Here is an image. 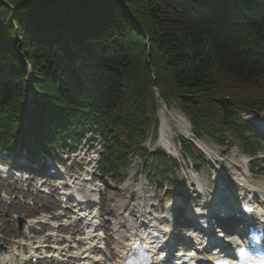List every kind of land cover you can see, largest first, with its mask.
I'll list each match as a JSON object with an SVG mask.
<instances>
[{"label": "trees", "instance_id": "obj_1", "mask_svg": "<svg viewBox=\"0 0 264 264\" xmlns=\"http://www.w3.org/2000/svg\"><path fill=\"white\" fill-rule=\"evenodd\" d=\"M152 88L195 138L219 145L229 138L256 157L261 143L242 115L264 108V0H0V150L7 155L17 147L52 155L64 137H81L79 144L88 133L100 142L101 175L122 179L139 155L150 183H170L177 163L143 147L156 128ZM179 143L194 167L204 163L188 141Z\"/></svg>", "mask_w": 264, "mask_h": 264}, {"label": "rangeland", "instance_id": "obj_2", "mask_svg": "<svg viewBox=\"0 0 264 264\" xmlns=\"http://www.w3.org/2000/svg\"><path fill=\"white\" fill-rule=\"evenodd\" d=\"M159 110V117L161 112L164 113L166 128L168 130L167 138L175 149L176 156L182 168V171L177 174V182L180 184V187L174 190L167 189L166 191L165 189L160 191L157 189L155 190L153 186L145 181L143 176L138 177V170L140 168V160L138 157L130 159L122 183L118 184L113 180H110L109 177H103L101 179L96 172L97 155L100 150L97 146V142L93 145V149H90L92 147L90 141L91 137L87 136L78 149V151L81 150V152L75 157H70L67 161L63 162V168H66L69 172L64 173V171H59L58 168L52 166L57 173L60 172L63 173V175L61 179L57 178L60 179L57 180L59 183L52 184V189L49 190L51 197L39 195L36 191H33L32 188L23 185V182L22 184L21 182L14 184L13 182L15 181V178L13 177H10L9 179H3L0 177V236L2 238L0 239V247L1 250L4 249L3 251L0 250V256L7 250L12 251L13 253L21 251L20 248H17L18 244L24 246L23 251H25L24 238H29L30 235L25 236V232H23L25 231L24 223L21 225V231L18 230V219L29 221L40 218L43 214H49V216L53 215L54 219L49 222L50 227H56L57 231H62L63 234H66L64 235V238L70 243L61 247V250L64 249L65 251L68 249L70 251V247H73V251H81L84 247L83 244L73 242V239L75 240L77 237L83 236V231H85L82 229L85 222L79 221L77 217L81 212L78 211L74 202L70 200L61 202L62 196H65L67 192L73 189L74 191L75 189H79L76 190V193L79 196L88 195L92 203L87 210L86 215L90 214L93 217L92 221L97 219L96 223L99 219L98 214L101 215L102 221H100V224L104 229V232H107H105L104 235L105 237L107 235L108 238L109 236L114 237L113 226L115 224L122 229V235L125 236H129L131 233V227L139 225L140 222L146 224L143 226L146 227L145 229H152L150 227L153 225L161 226V223L170 226L172 215L177 212L169 209L170 207L168 205L170 202H174L175 205H178L181 200L184 202L182 204L186 206L183 207L186 211L199 210L202 212L203 207L207 205L209 197L214 192L212 188L215 185L221 188V192L223 193H233V188L231 186L232 183H230V181L232 182L236 179H245L249 181L251 185L255 186H261L264 184V155L252 165L254 168L257 167L255 171L257 175L252 176L247 173L249 163L247 157L241 155L235 148H231V150L228 151L226 147L220 148L204 139L199 141V143L209 151V157H206V160L210 166L202 167L197 174L194 173L189 164L181 160L177 143V135L183 134L180 128V122L178 121L179 118H182L186 123L185 126L188 131L186 136L191 138L190 126L187 120L179 113L178 108L174 105L168 110H165L163 106L160 107ZM244 119L253 127L257 126L264 130V110L254 119L247 117H244ZM262 140L264 142V137ZM155 148H158L157 137L156 140L151 143L150 150ZM262 148L264 149V144ZM86 151L89 156L83 157V153ZM60 157H65V155ZM20 159L24 160L22 157L18 158V160ZM88 159L90 162H87ZM0 161H3V156L1 154ZM42 162H44V160L39 159L36 164ZM44 163H46V161ZM69 173H71V175H69ZM62 179L64 180L62 181ZM54 182H56V180H53V183ZM104 182L106 187H103L102 185ZM76 183L82 184V186L75 185ZM65 185H69L71 189L70 187L64 189L63 187ZM65 198L67 199L68 197L65 196ZM225 198L230 199V196ZM98 200L100 203L97 206ZM180 209L181 208H179V210ZM62 211L65 213L64 218L67 219L70 217V219L61 222L60 219L63 216H59L58 214ZM114 212L115 214H113ZM35 228L41 229L38 239L42 238V234L53 231V229L50 230L43 226H36ZM89 228H91V225ZM99 228L100 227L96 228V230H99ZM32 231H34V229H29V233ZM88 231L91 232V229H88ZM91 235L94 236L95 233L91 232ZM97 236L100 240H103V233L101 231L97 233ZM103 243L105 244L103 252L98 249L94 255L99 257L102 255V257L106 259L105 264H112L114 260L109 258L115 251V244H112V241H105V239L103 240ZM103 243L97 240L93 241L95 247H99L100 245H103ZM28 244L30 243L27 242L26 245ZM34 245L35 243H31L28 246L32 247ZM37 246H40L39 251L44 247V245L41 244H38ZM51 247H53V244H51ZM77 247L78 249H75ZM62 253L63 255L66 254V252ZM42 255L43 254L35 255V263L27 262L25 264L78 263L77 261L66 257H59L63 262H56L45 258L44 260H39ZM50 255H52L51 252L49 253V256ZM66 255L71 256L70 253H67ZM72 256H74V253ZM15 264L21 263L16 261Z\"/></svg>", "mask_w": 264, "mask_h": 264}, {"label": "bare ground", "instance_id": "obj_3", "mask_svg": "<svg viewBox=\"0 0 264 264\" xmlns=\"http://www.w3.org/2000/svg\"><path fill=\"white\" fill-rule=\"evenodd\" d=\"M26 71H25V88H24V95H25V98H24V107L26 108V111L29 113V111H31L34 106L31 104V100L33 99V89L31 86V83H30V80H31V75H30V68H29V65L26 64ZM152 80H154L152 78ZM152 94L155 98V100L159 99V92L156 90V88H152ZM164 107L165 110H168L170 107H167L166 104L161 100L159 101L157 104H156V112L154 114V117H155V122H156V126H159L158 128H155V131L157 132V135H158V144L164 148L165 151L171 153V154H174L175 153V149L173 148V146L171 145V142L169 141V139L167 138V133H168V130L166 128V120H165V117H164V113L161 112L160 113V117L158 116V112L160 111V107ZM30 114V113H29ZM178 121L180 122V128H181V131L184 135H187V127L185 126V122L182 118H179ZM160 122V124H159ZM88 133H85L83 135V138L81 140V142L79 144H82L84 141H85V136H87ZM30 142H35V139L32 137V135H30L28 138H27ZM77 139H81V137H78V138H74V139H71V138H68V137H64L63 139H61L60 142H57L55 143L56 145L53 146V150L54 152H59L61 153L62 155L64 154H67L71 157H75L77 154H79L81 152V150L78 151L79 149V144L76 143V140ZM198 147L200 148V150H202L205 154L208 155L209 151L208 149H206L201 143L199 142H195ZM92 148V147H91ZM93 149V148H92ZM21 150H23L22 148H19L17 147L15 151L17 152H21ZM16 152V154H17ZM87 152V151H86ZM85 152V153H86ZM26 153V152H25ZM83 153V157L84 156H89V154H85ZM3 156V161L1 162L0 161V173H4L2 174V177L4 179H9L10 177H13L15 178V181L13 182L14 184L18 183V182H23V185L25 186H33V181H36V183H40V187L38 188V185H35L36 183H34V187L35 189H33V191H36L39 195H41V193H39L37 190H44L46 191L47 193H49V189L47 187H44L42 185H44V183L40 182L41 181V178L40 176L38 175V173L36 172V169H40V170H47V168L50 166L49 163H38L36 164L35 166H28L26 167L27 170L24 171V168H23V172L22 174H18L16 172H14L15 168L17 167L18 164H15L14 162H9L10 159L8 158V156L6 154L2 155ZM18 158L19 157H22L21 154L20 155H17ZM23 158V157H22ZM29 157L27 155H25V161H29ZM8 174V175H6ZM54 175H57V174H54ZM57 177H60L57 176ZM61 179V178H60ZM242 180V179H241ZM239 181V180H237ZM240 182H243L240 181ZM44 188V189H43ZM37 189V190H36ZM213 190H217V187H213L212 188ZM264 184H262L261 186H252L249 181H245L244 183V186H243V190H239L240 193L242 191H244V194H249V195H253L255 196V194H257V196H259L261 199H262V202L264 203ZM44 195V194H43ZM50 195V194H49ZM68 196L70 197H75L76 199V205L78 207H81L82 209H87L89 208V204L91 203V201L89 200V197H87L86 195H83V196H78L76 195V193L74 192H70L67 194ZM230 195L233 196L232 193H230ZM239 196V194H238ZM241 196V195H240ZM215 197V196H214ZM214 197H211V199H213ZM217 198H219V196H216ZM215 197V198H216ZM210 199V200H211ZM144 203H145V200H144ZM242 203V202H241ZM226 204V202H225ZM240 204V203H239ZM229 208H232L231 205H229ZM115 214V212L113 213ZM112 214V215H113ZM59 216H63L65 217V213L62 211L61 213L58 214ZM93 217H91L92 219ZM41 219V217L39 218ZM37 219H32V220H29L27 223H25V228L27 229L29 226H31ZM97 220V219H96ZM96 220H93V224L95 225H101L100 224V220L97 221L96 223ZM257 222L261 223L263 220H264V215H260L258 216V218H256ZM90 224V223H89ZM86 226H88L87 224H85ZM119 225V224H118ZM144 224L140 222V224L138 225L137 228H140V227H143ZM136 227V226H135ZM84 229H87V227H84ZM105 228V227H104ZM120 227H117V224H115L113 226V229L115 230V236H116V239H114V244H116V248L118 249V251H116L113 255H110V258H114L115 261L117 262V259H118V264H120V262L122 261V255L124 254V251L123 254L121 251H123V247L119 246L121 241H122V238L123 236L121 235V231L119 229ZM25 232V231H23ZM85 233V232H84ZM91 235V232L90 231H86L85 233V238H83V240H88L89 239V236ZM220 237L222 235H219ZM91 237V236H90ZM143 239V235H139L137 237V242L142 240ZM194 239V238H193ZM144 241H146V239H143ZM108 242H111L112 239H107ZM88 246L85 247L83 249V251H81V253L79 254V261H84V264H91L90 262H86L87 259H90L91 257V254H88V252H90V249L93 248L91 247V245L87 244ZM130 244L126 245L127 248ZM17 248H20V249H23L24 247H22L20 244H18V247ZM39 249V248H38ZM197 249H200V248H197ZM31 251H33V247L30 249ZM78 256V254L76 255ZM75 256V257H76ZM29 257L30 258H33L34 257V253L30 252L29 253ZM119 259H121L119 261ZM91 260H93L91 258ZM156 261L159 260V258H156L155 259ZM16 261H19L20 263H23L25 262V256L22 255L21 251H18L16 254H14L12 251H6L4 252L3 254H1V258H0V264H15Z\"/></svg>", "mask_w": 264, "mask_h": 264}]
</instances>
